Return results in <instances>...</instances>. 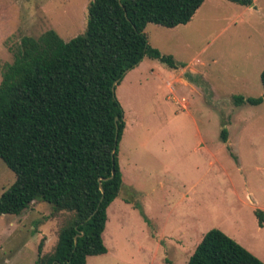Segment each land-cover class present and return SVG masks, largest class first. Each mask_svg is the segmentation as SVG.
I'll return each instance as SVG.
<instances>
[{
	"label": "rangeland",
	"instance_id": "obj_1",
	"mask_svg": "<svg viewBox=\"0 0 264 264\" xmlns=\"http://www.w3.org/2000/svg\"><path fill=\"white\" fill-rule=\"evenodd\" d=\"M90 1L0 0V81L23 37L83 34ZM254 1L205 0L185 25H146L148 46L175 69L146 56L115 87L122 186L107 209V252L86 264H186L211 229L264 250L253 214L264 210V102L233 103L264 98V0ZM14 181L0 161V195ZM73 217L39 201L0 215V264H33L39 243L50 253Z\"/></svg>",
	"mask_w": 264,
	"mask_h": 264
},
{
	"label": "trees",
	"instance_id": "obj_2",
	"mask_svg": "<svg viewBox=\"0 0 264 264\" xmlns=\"http://www.w3.org/2000/svg\"><path fill=\"white\" fill-rule=\"evenodd\" d=\"M204 1L91 0L83 34L65 42L48 30L21 39L0 81V161L15 176L0 195V215L18 216L35 201L50 205L54 213L74 214L50 253L43 254L39 243L33 264H86L88 257L107 252L102 233L107 209L122 186L117 155L125 128L112 86L146 56L175 69L171 57L148 46L144 29L147 24L185 25ZM260 83L264 90V68ZM263 102L233 97L236 106ZM221 138L227 140L225 130ZM253 214L263 227L264 211ZM186 264L264 263L221 230L211 229Z\"/></svg>",
	"mask_w": 264,
	"mask_h": 264
},
{
	"label": "crops",
	"instance_id": "obj_3",
	"mask_svg": "<svg viewBox=\"0 0 264 264\" xmlns=\"http://www.w3.org/2000/svg\"><path fill=\"white\" fill-rule=\"evenodd\" d=\"M252 1H253V3L255 2L254 0H252ZM206 2H210V0H206ZM262 211H264V210H262ZM263 227H264V225H263ZM260 228H262V227H260ZM240 245L242 247H244L252 255H254L256 258H258L261 262L264 263V250L262 249L261 245H259V244L249 245V246H246V245H243V244H240Z\"/></svg>",
	"mask_w": 264,
	"mask_h": 264
},
{
	"label": "water",
	"instance_id": "obj_4",
	"mask_svg": "<svg viewBox=\"0 0 264 264\" xmlns=\"http://www.w3.org/2000/svg\"><path fill=\"white\" fill-rule=\"evenodd\" d=\"M117 81L116 82H114V84H113V86H112V90L114 91L115 90V87H116V85H117ZM115 126H116V139H117V136H118V119L116 118L115 119ZM114 152V150L112 151V153ZM99 189H100V191H101V193L103 194V190H102V188H101V186H99ZM82 234H80V236H81ZM76 238L77 237H75L74 238V244L76 245Z\"/></svg>",
	"mask_w": 264,
	"mask_h": 264
}]
</instances>
